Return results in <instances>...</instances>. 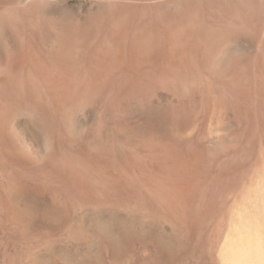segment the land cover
Masks as SVG:
<instances>
[{
    "label": "rangeland",
    "instance_id": "374dc122",
    "mask_svg": "<svg viewBox=\"0 0 264 264\" xmlns=\"http://www.w3.org/2000/svg\"><path fill=\"white\" fill-rule=\"evenodd\" d=\"M20 1L40 4L39 17L22 7L16 14L22 36L42 38L46 48L58 33L31 31L30 21L85 23L103 7L134 2L143 6L142 24L169 14L178 35L159 43L173 66L155 57L153 30L140 27L128 41L142 47L133 72L52 71L73 81L53 87L81 89L61 120L48 123L38 106L13 108L0 120V264H223L222 243L239 216L264 202V0ZM99 31L94 45L110 48L113 33ZM3 33L0 27V54L16 42ZM81 55L77 62L115 60L111 49ZM80 179L85 185L76 188Z\"/></svg>",
    "mask_w": 264,
    "mask_h": 264
},
{
    "label": "bare ground",
    "instance_id": "6f19581e",
    "mask_svg": "<svg viewBox=\"0 0 264 264\" xmlns=\"http://www.w3.org/2000/svg\"><path fill=\"white\" fill-rule=\"evenodd\" d=\"M23 1V0H22ZM124 1V0H122ZM129 1V0H128ZM126 0V2H128ZM131 1V0H130ZM135 1V0H134ZM104 2V1H103ZM121 2V0H120ZM133 2V1H132ZM186 2V1H184ZM202 2V1H201ZM207 2V1H206ZM27 3V2H26ZM106 3V2H105ZM103 3V4H105ZM119 3V2H118ZM130 3V2H129ZM17 4H21L20 0H0V27L3 33H10L16 36V42L13 44H8L7 51L3 54H0V120L6 119L10 111L15 108H36L37 106L41 109L44 118L50 124L53 123L55 115H57L60 120L63 119L65 111L71 107L72 103L68 100L74 99L80 90L78 87L72 86H60L53 87L55 82H62L69 84L73 82L69 78H58L54 79L52 76V71H58L67 75L68 72H72L74 69H84L91 68L98 70L100 67H104L105 70L116 71L121 69L125 73L133 72L135 70L136 64L133 62L137 55L142 52V47L137 45V42L132 40L129 43V37L135 31H139L141 27L142 32L146 30H153L156 34V39L154 42L158 44L156 48V55L160 59H163L162 62L167 66H173L174 62L170 60L171 51L166 50L164 47L160 46V39L166 37L167 41H171L176 38L178 35L175 31V20L169 14L164 16L162 22L142 24L140 19L144 15L143 6H138L134 2L135 7H130L125 4H117L114 7H106L108 9L104 12L101 11V14L98 18L89 20L85 23H59L54 22L51 19V22L44 23L43 26H40L38 22L40 19H37L36 22L30 21L27 24L26 28H29L31 31H36L39 34H44L46 31L51 30L58 33V40L52 41V45L49 48H46L44 40L42 38L28 39L23 37V31L25 30L22 23L19 21V16L16 14V9L19 7ZM108 5V3H106ZM17 6L15 8V6ZM102 5V4H101ZM104 6V5H103ZM186 6V5H185ZM22 7V8H21ZM23 12L35 13L36 15L41 11L40 4L28 3L27 5L21 6ZM195 7V6H194ZM203 7V6H202ZM17 9V11H18ZM20 9V10H21ZM100 9V10H101ZM195 9V8H194ZM19 10V11H20ZM99 10V11H100ZM20 11V14L21 12ZM51 11V10H50ZM98 11V10H97ZM98 11V12H99ZM88 12H92L91 9ZM192 12V11H191ZM64 14V13H63ZM43 15V14H42ZM133 15L136 20H127L126 17ZM38 16V15H37ZM112 16L115 19H111ZM145 16V15H144ZM39 17V16H38ZM37 17V18H38ZM146 17V16H145ZM47 18V17H45ZM132 18V17H131ZM36 19V18H35ZM143 19V18H142ZM187 19V16L184 17V20ZM189 19V18H188ZM187 19V20H188ZM50 21V19H47ZM186 20V21H187ZM35 21V20H34ZM156 21V20H155ZM45 22H47L45 20ZM179 22V21H178ZM185 22V21H184ZM26 23V22H25ZM39 23V24H38ZM43 23V22H41ZM29 25V26H28ZM153 28V29H152ZM28 29V31H30ZM180 29V28H179ZM46 30V31H45ZM103 30L105 33H113V43L110 44V48L106 45L95 46L94 39H92V34L96 31ZM155 30V31H154ZM50 31V32H51ZM147 32V31H146ZM100 33V31H99ZM149 33V32H148ZM228 33V32H227ZM23 34V36H22ZM48 34V33H46ZM60 34V35H59ZM140 34V33H139ZM135 35V34H134ZM149 35V34H148ZM220 35V34H219ZM141 34L138 35V39L141 38ZM144 36V34H143ZM213 36V35H212ZM42 37V36H41ZM48 37V36H47ZM50 37V36H49ZM105 37V36H104ZM145 37V36H144ZM146 37L148 38L147 34ZM152 37V36H151ZM197 37V36H196ZM46 38V37H45ZM112 38V37H111ZM132 38V37H131ZM134 38H136L134 36ZM217 38V37H216ZM52 39V38H51ZM48 39V40H51ZM145 38H143L144 40ZM162 40V39H161ZM10 43V42H8ZM210 43V42H209ZM188 47V46H187ZM190 48V47H189ZM1 49V48H0ZM112 50L115 53V60L111 63H100L94 59H91L89 62L86 61H76L77 54L80 55L83 53L82 57L85 55H97L99 52L104 55L108 53V50ZM80 53V54H79ZM213 53V52H212ZM49 54V55H47ZM196 54V53H195ZM186 55V54H185ZM189 55V54H187ZM202 55V54H201ZM188 57V56H187ZM134 58V59H133ZM80 59V58H79ZM78 60V59H77ZM158 62V61H157ZM189 63V62H188ZM201 63V62H200ZM208 63V62H207ZM156 64V63H155ZM186 64V63H185ZM214 64V63H213ZM199 65V63H198ZM200 67V66H199ZM142 68V67H141ZM168 69V68H167ZM94 70V71H95ZM55 73V72H54ZM112 73V72H111ZM119 73V71H118ZM190 73V72H189ZM197 73V72H196ZM38 74L39 77L35 75ZM52 74V75H51ZM95 74V73H94ZM135 74V73H134ZM193 74V73H192ZM37 75V76H38ZM50 75V76H49ZM207 75V74H206ZM97 76V75H96ZM124 77V76H123ZM128 77V76H127ZM126 77V79H127ZM133 79V78H132ZM58 80V81H56ZM106 81V80H105ZM104 81V82H105ZM123 81V78H122ZM187 81V80H186ZM155 82V81H154ZM41 83H46L42 85ZM55 83V84H56ZM105 84V83H104ZM211 84V83H210ZM189 87V86H188ZM190 88V87H189ZM88 89V88H87ZM160 89V88H159ZM205 89V88H204ZM89 90V89H88ZM138 91V90H137ZM150 91V89H149ZM148 91V92H149ZM198 91V90H197ZM194 92V91H193ZM197 93V92H196ZM81 95V94H80ZM86 95V94H85ZM152 95V94H151ZM187 95V94H184ZM207 95V94H206ZM110 96V95H109ZM209 96V95H208ZM78 97V96H77ZM58 98V100H56ZM80 98V97H79ZM148 98V97H147ZM142 99V98H141ZM78 100V99H77ZM151 100V99H150ZM211 100V99H210ZM188 101V100H187ZM102 102V101H101ZM80 103V102H79ZM227 103V102H226ZM264 103V101L262 102ZM78 104V103H77ZM238 104V103H237ZM251 104V103H250ZM146 105V104H145ZM150 105V104H149ZM155 106V105H154ZM75 107V106H73ZM159 108V107H158ZM27 109V110H28ZM37 109V108H36ZM90 109V108H89ZM166 109V108H165ZM20 110V109H18ZM35 110V109H34ZM164 110V109H163ZM31 111V110H30ZM40 111V110H38ZM166 111V110H165ZM36 112V111H35ZM164 112V111H163ZM162 113V112H160ZM171 113V112H170ZM18 114V113H17ZM35 114V113H34ZM176 114V113H175ZM75 115V114H74ZM163 115V113H162ZM165 116V115H164ZM168 116V115H167ZM256 116V115H255ZM152 117V116H151ZM163 117V116H162ZM43 118V119H44ZM169 118V117H168ZM156 119V118H155ZM186 119V118H185ZM256 119V118H255ZM13 120V119H12ZM19 120V119H18ZM193 120V119H192ZM6 121V120H5ZM63 121V120H62ZM135 121V120H134ZM44 122V121H43ZM64 122V121H63ZM151 122V121H150ZM14 123V122H13ZM46 123V122H44ZM75 123V122H74ZM126 123V122H125ZM15 124V123H14ZM121 124V123H120ZM124 124V123H122ZM179 124V123H178ZM6 125V124H5ZM75 125V124H74ZM16 126V125H15ZM181 126V125H180ZM191 126V125H190ZM138 127V126H136ZM142 127V125H141ZM15 128V127H13ZM45 128V127H44ZM118 128V127H117ZM128 128V126H127ZM131 128V127H130ZM135 128V127H134ZM145 128V127H144ZM170 128V127H169ZM140 129V128H139ZM153 129V128H152ZM178 129V128H177ZM15 130V129H14ZM75 130V129H74ZM128 130V129H127ZM172 130V129H171ZM43 131V130H42ZM119 131V130H118ZM175 131V130H174ZM141 132V131H140ZM162 132V131H161ZM165 132V131H164ZM163 132V133H164ZM167 132V131H166ZM181 132V131H180ZM189 132V131H188ZM3 133V132H2ZM16 133V132H14ZM125 133V132H124ZM127 133V132H126ZM136 133V132H135ZM176 133V132H175ZM174 133V134H175ZM178 133V132H177ZM143 134V133H142ZM158 134V133H157ZM171 134V133H170ZM173 134V135H174ZM10 135V134H9ZM18 135V134H17ZM148 135V134H147ZM2 136V135H1ZM109 136V135H107ZM182 136V135H181ZM17 137V136H16ZM117 137V136H116ZM140 137V136H139ZM175 137V136H174ZM179 137V136H178ZM184 137V136H183ZM59 138V137H58ZM135 138V137H134ZM14 139V138H13ZM107 139V138H106ZM136 139V138H135ZM138 139V138H137ZM5 140V139H4ZM88 140V139H87ZM95 140V139H94ZM111 141V137L109 139ZM119 140V139H117ZM167 140V139H166ZM186 140V139H185ZM158 141V140H157ZM175 141V140H174ZM19 142V141H18ZM60 142V141H59ZM89 142V141H88ZM102 142V141H101ZM108 142V141H107ZM118 142H121L120 140ZM125 142V141H124ZM148 142V141H147ZM3 143V142H2ZM53 143V142H52ZM91 143V142H90ZM99 143V142H98ZM50 144V143H49ZM61 144V143H60ZM63 144V143H62ZM136 144V143H135ZM156 144V143H154ZM25 145V144H24ZM108 145V143H107ZM181 145V144H180ZM26 147V146H25ZM24 148V147H23ZM58 148V147H57ZM71 148V147H70ZM100 148V147H99ZM152 148V147H151ZM15 149V148H14ZM101 149V148H100ZM202 149V148H201ZM21 150V149H20ZM28 150V149H27ZM61 150V149H60ZM51 151V150H50ZM54 151V150H53ZM62 151V150H61ZM156 151V149H155ZM121 152V151H120ZM56 153V152H54ZM111 153V152H110ZM156 153V152H155ZM2 154V153H1ZM6 154V152H5ZM27 154V153H26ZM108 154V153H107ZM122 154V153H121ZM3 155V154H2ZM34 155V154H33ZM51 155V153H50ZM71 155V154H70ZM136 155V154H135ZM205 155V154H203ZM53 156V155H52ZM75 156V155H74ZM112 157V156H111ZM114 157V156H113ZM140 157V156H139ZM2 158V157H0ZM46 158V157H45ZM67 158V157H66ZM74 158V157H73ZM124 158V157H123ZM130 158V157H129ZM138 158V157H137ZM23 159V158H22ZM112 159V158H111ZM125 159V158H124ZM66 160V159H65ZM109 160V159H108ZM127 160V158H126ZM131 160V159H130ZM177 160V159H176ZM186 160V159H185ZM104 161V160H103ZM128 161V160H127ZM50 162V161H49ZM57 162V161H56ZM111 162V161H110ZM129 162V161H128ZM60 163V162H59ZM86 163V162H85ZM199 163V162H198ZM4 164V163H3ZM43 164V163H42ZM113 164V163H112ZM125 164V163H124ZM163 164V163H162ZM197 164V163H196ZM200 164V163H199ZM57 165V164H56ZM71 165V164H70ZM74 165V164H73ZM119 165V163H118ZM136 165V164H135ZM134 165V166H135ZM142 165V163H141ZM67 166V165H66ZM65 166V167H66ZM69 166V165H68ZM75 166V165H74ZM84 166V164L82 165ZM86 166V165H85ZM115 166V165H114ZM147 166V165H146ZM71 167V166H70ZM69 167V168H70ZM77 167V166H76ZM75 167V168H76ZM132 167V166H131ZM45 168V167H44ZM53 168V167H52ZM59 168V167H58ZM79 168V167H78ZM88 168V167H87ZM107 168V167H106ZM3 169V168H2ZM0 169V170H2ZM42 169V168H41ZM62 169V168H61ZM112 169V168H111ZM113 169H115L113 167ZM119 169V168H118ZM116 169L115 172L119 170ZM122 169V168H121ZM120 169V171H121ZM47 170V169H45ZM107 170V169H105ZM44 169L39 172H43ZM62 171V170H61ZM60 171V173H61ZM74 171V170H73ZM77 171V169H76ZM119 171V172H120ZM66 172V171H64ZM84 172V171H83ZM113 172V171H112ZM134 172V171H133ZM59 173V171H58ZM59 173V174H60ZM63 173V172H62ZM61 173V176L63 174ZM70 173V172H69ZM75 173V172H74ZM108 173V172H107ZM126 173V172H125ZM225 173V172H224ZM43 174V173H42ZM65 174V173H64ZM82 174V173H81ZM120 174V173H119ZM146 174V173H145ZM200 174V173H199ZM68 175V174H67ZM79 175V174H78ZM122 175V174H121ZM44 176H51V173L44 171ZM57 176V175H56ZM59 176V175H58ZM153 176V175H151ZM180 176V175H179ZM191 176V175H190ZM199 176V175H198ZM219 176V175H218ZM52 177V176H51ZM64 177V176H63ZM68 177V176H67ZM81 177V176H80ZM79 177V178H80ZM138 177V176H137ZM142 177V176H141ZM145 177V176H144ZM181 177V176H180ZM78 178V177H77ZM150 178V177H149ZM69 179V178H67ZM76 180V178H74ZM153 179V178H152ZM181 179V178H180ZM189 179V178H188ZM219 179V178H218ZM255 179V176H254ZM72 178V181H75ZM118 180V179H117ZM192 180V179H191ZM194 180V179H193ZM217 180V179H216ZM51 181V180H50ZM1 182V181H0ZM68 182V181H67ZM196 182V181H195ZM259 182V181H257ZM256 182V183H257ZM48 183V182H47ZM84 182L80 181L74 183L76 188H81L84 186ZM120 183V182H119ZM123 183V182H122ZM254 183V182H253ZM263 183V182H262ZM4 184V183H2ZM54 184V183H53ZM202 184V183H201ZM252 184V183H251ZM185 185V184H184ZM215 185V184H214ZM263 185V184H262ZM260 185V186H262ZM5 186V185H4ZM69 186V185H68ZM122 186V185H121ZM202 186V185H201ZM264 186V185H263ZM186 187V186H185ZM213 187V186H212ZM229 187V186H228ZM85 188V187H84ZM141 188V187H140ZM8 189V188H7ZM255 189V188H254ZM120 190V189H119ZM179 190V189H178ZM264 190V189H263ZM79 191V190H78ZM83 191V190H82ZM199 191V190H198ZM218 191V190H217ZM261 191V190H260ZM77 192V191H76ZM81 192V191H80ZM176 192V191H175ZM182 192V191H181ZM193 192V191H192ZM255 192V191H253ZM82 193V192H81ZM84 193V192H83ZM99 193V192H98ZM169 193V192H168ZM197 193V192H196ZM263 191L260 193L261 197ZM85 194V193H84ZM103 194V193H102ZM203 194V193H202ZM18 196V195H17ZM197 196V195H196ZM256 197V195H254ZM195 197V196H194ZM260 197V198H261ZM88 198V197H87ZM95 198V197H94ZM259 198V197H258ZM258 198L256 200H258ZM16 199V198H15ZM253 199V198H252ZM19 200V199H18ZM114 200V199H113ZM209 200V199H208ZM262 200V199H260ZM264 200V199H263ZM9 201V200H8ZM13 201V200H12ZM15 201V200H14ZM100 201V200H99ZM105 201V200H104ZM112 201V200H111ZM144 201V200H143ZM163 201V200H162ZM221 201V200H220ZM251 201V200H250ZM255 201V200H254ZM259 201V200H258ZM255 203L254 214L249 211L248 216H239L240 221L236 225L235 230L232 233H229L225 243H222L223 251L222 261L223 264H264V202L258 205ZM63 202V201H62ZM97 202V201H96ZM165 202V201H164ZM192 202V201H191ZM190 202V203H191ZM219 202V201H218ZM252 202V201H251ZM10 203V202H9ZM12 203V202H11ZM10 203V204H11ZM17 203V202H16ZM189 203V202H188ZM211 203V202H210ZM253 203V202H252ZM253 203V204H254ZM13 204V203H12ZM184 204V203H183ZM242 204V203H241ZM250 204V203H249ZM63 205V204H62ZM65 205V204H64ZM140 205V204H138ZM148 205V204H147ZM14 206V205H13ZM10 206V207H13ZM20 206V205H19ZM22 207V206H21ZM20 207V208H21ZM56 207V206H55ZM250 207H252L250 205ZM24 208V207H23ZM136 208V207H135ZM187 208V207H186ZM195 208V207H194ZM208 208V207H207ZM235 208V207H234ZM89 209V208H88ZM181 209V208H180ZM191 209V207H190ZM204 209V208H203ZM1 210V209H0ZM189 210V209H188ZM209 210V209H208ZM252 210V208H251ZM57 211V210H55ZM140 211V210H139ZM195 211V209H194ZM198 211V209H197ZM229 211V210H228ZM256 211V212H255ZM23 212V211H22ZM25 212V211H24ZM29 212V211H28ZM27 212V213H28ZM34 212V210H33ZM32 213V211H31ZM36 213V212H35ZM23 214V213H22ZM45 214V213H44ZM234 214V211H233ZM241 214V212H240ZM239 215V214H238ZM237 215V218H238ZM19 216V215H18ZM49 216V215H48ZM14 217V216H13ZM12 217V218H13ZM28 217V216H27ZM33 217V216H32ZM43 217V216H42ZM47 217V216H45ZM195 217V216H193ZM207 217V216H206ZM235 216L233 215V218ZM6 218V217H5ZM151 218V217H150ZM155 218V217H154ZM187 218V217H186ZM190 218V217H189ZM208 218V217H207ZM49 219V217H48ZM188 219V218H187ZM227 219V218H226ZM7 220V219H5ZM23 220V219H22ZM176 220V219H175ZM202 220V219H201ZM219 220V219H218ZM238 220V219H236ZM16 221V220H15ZM173 221V220H171ZM214 221V220H213ZM232 221V220H231ZM1 222V221H0ZM22 222V221H21ZM25 222V221H24ZM180 222V221H179ZM178 222V223H179ZM221 222V221H220ZM223 222V220H222ZM235 222V220H234ZM11 223V222H10ZM198 223V222H197ZM1 224V223H0ZM20 224V223H19ZM209 224V223H208ZM234 224V223H233ZM22 225V224H21ZM181 225V224H180ZM225 225V224H224ZM197 226V225H196ZM232 226V224H231ZM230 226V227H231ZM23 227V226H22ZM203 227V226H202ZM224 227V226H223ZM234 227V225L232 226ZM198 229V228H197ZM225 229V228H224ZM227 230V229H226ZM225 230V231H226ZM230 230V229H229ZM224 231V232H225ZM230 232V231H229ZM228 233V232H227ZM191 234V233H190ZM202 234V233H201ZM225 234V233H224ZM188 236V235H187ZM182 237V236H181ZM191 237V236H190ZM193 237V236H192ZM151 240V239H150ZM190 242V241H189ZM224 244V245H223ZM221 250V248H220ZM219 253L217 255H219ZM158 255V254H157ZM220 257V256H219ZM218 258V257H217ZM153 259V258H152ZM155 260V259H153Z\"/></svg>",
    "mask_w": 264,
    "mask_h": 264
}]
</instances>
